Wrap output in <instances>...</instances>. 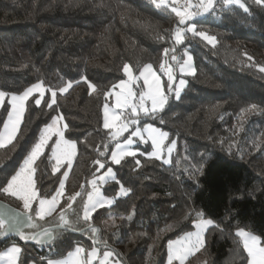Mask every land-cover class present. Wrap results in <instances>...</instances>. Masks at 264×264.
I'll list each match as a JSON object with an SVG mask.
<instances>
[{"label":"trees","instance_id":"obj_1","mask_svg":"<svg viewBox=\"0 0 264 264\" xmlns=\"http://www.w3.org/2000/svg\"><path fill=\"white\" fill-rule=\"evenodd\" d=\"M244 2L249 13L216 0L213 11L181 25L171 8L152 0H0V91L17 95L41 83L57 92L51 108V91L39 105L38 94L26 101L16 138L0 147V182L54 117L63 119L65 137L76 144L57 211L37 218L35 229L24 226L30 235L40 234L41 242L10 233L0 238V251L18 244L24 249L21 264H46L76 245L92 249L91 224L99 230L95 246L100 253L112 250L121 264H167L169 243L210 218L216 223L207 230L205 247L184 264H247L237 232L264 241V8L254 0ZM190 24L197 33L215 37L214 43L188 31L177 43L176 29ZM187 53L194 57L195 73L185 77L180 97L141 120L177 139L171 164L149 157V144L112 163L117 141L103 126V109L107 93L125 78L124 65L136 74L147 65L161 73L162 63L173 56L181 62ZM68 83L72 87L60 92ZM6 120L2 106L0 132ZM54 165L47 154L37 163L40 197L60 185V178L48 177ZM108 167L115 179L102 193L112 203L85 222L89 181ZM77 191L81 196L65 226L61 206ZM0 201L22 212L19 202L3 192ZM47 255L48 260L41 259Z\"/></svg>","mask_w":264,"mask_h":264},{"label":"snow or ice","instance_id":"obj_2","mask_svg":"<svg viewBox=\"0 0 264 264\" xmlns=\"http://www.w3.org/2000/svg\"><path fill=\"white\" fill-rule=\"evenodd\" d=\"M152 3L157 7L163 6L171 8V11L179 18V24L184 25L187 21L194 19L196 16H202L213 11L216 0H197L195 4L191 3V0H185L182 5L179 3V0H152ZM254 3L264 8V0H254ZM223 5L225 7L235 5L243 9L245 13H249V8L246 6L244 0H223ZM192 9L195 10L193 11ZM185 31L191 32L193 35H199L210 43L215 40V37L206 36L203 32L197 33L194 26H188L185 29H176L175 40L177 43L182 42L183 33ZM164 52L167 54L168 49H165ZM172 59L175 60L176 58L173 56ZM248 59L251 60L252 57L249 56ZM189 60H191V57H189ZM260 70L264 71V67H261ZM160 71L167 76V88L168 91L171 92L174 81L172 68L162 63L160 65ZM180 71L182 74H193L190 63H186V66L181 67ZM124 72L131 80V71L127 64L124 65ZM140 77H143V85L139 93L132 91L125 81L114 84L112 86L113 90L107 93L108 96L115 97V108H111L107 103L104 105L103 126L110 130L112 140L119 141L123 133L129 132L130 125L138 123L135 117L139 112L143 111L145 115H149L150 112L155 113L157 110L163 109L164 105L167 103V96L161 89L160 76L152 70L151 65L146 66L143 71H141ZM137 79H139V77H137ZM179 83L183 86L185 81L181 79ZM71 87L72 84L68 83L65 87L59 89V91L67 92ZM88 87L94 90L93 84L89 83ZM117 88L120 91H114ZM45 91H51V100L47 103V106L51 108L57 103V92L51 89H45L41 83L33 84L20 95L0 91V106H3L7 113V120L3 121V132H0V147H3L7 143H11L12 140L16 138L24 114L25 103L28 101L29 97L34 92L39 93L40 98L35 100V104L39 105L41 99L44 97ZM180 91V88L176 89L177 99L179 98ZM6 97H8L7 104H5ZM146 102H150V109L145 107ZM8 105H10V108ZM116 109H120L121 111L118 112ZM124 110H128L129 112V115L126 117L124 116ZM110 111L111 116H109ZM248 111H255V106L248 109ZM122 117L124 118L122 119ZM61 119V117H55L52 124L43 129L40 133L39 142L35 143L34 147L31 148L29 154L23 159V163L19 165L18 170L13 169V171L4 176L3 181L0 182V192L15 198L23 209L22 212H16V210L9 209L6 205H0V208L7 209L6 212H0V238L7 237L10 233H14L22 240L31 239L39 243L41 242L40 234L34 233L30 235L25 231V227L23 226L24 218L27 219L26 227L28 229H35L37 227L35 223L37 218L44 220L57 211V205L65 191L64 182H60L59 189L56 191V194L52 196L51 200L42 198L38 196L36 185L33 182V171L37 158L43 154L44 149L48 146V142L53 135L57 137L53 142L51 155L49 157L50 160L55 161L53 171H57L65 160L69 167L71 166L75 144L70 140H65L63 130L56 128V124ZM117 122H120L117 130L111 132L112 128L117 127ZM148 131L150 132L152 144L156 149L152 155L158 156L161 144L163 139L167 136V133H160L157 135L156 129H148ZM139 135V130L132 131L129 137L126 138V145H132L134 142L132 137ZM106 147L107 146H105V148ZM116 148L119 151H114L111 154V162L114 164H119L125 155H135V153L122 147L119 142L116 143ZM104 155L105 152L101 151L100 156ZM97 163L100 169H105V164L103 162L97 161ZM136 163L139 164L140 161L137 160ZM165 163H167V161H165ZM63 175L67 178L68 173L65 172ZM106 176H111L115 179L111 167H108L104 174L94 176V178L89 181L92 191L87 194V200L84 202L83 206V220L85 222L90 221L92 213L97 208H103L112 203L111 200L105 199L101 195V187L105 183ZM117 183H119V181H117ZM120 191L123 195H127V189L121 187ZM80 196L81 192L79 191L70 194L67 197L66 207L61 206L59 215L63 225H69V221L66 219L67 213L69 210H72L73 203L76 201L77 197ZM34 204L38 205V208L34 207ZM212 224L213 221L211 219L201 220V222L196 225L197 231L195 233H190L187 237L186 244L179 242L170 243L168 245V264H172L173 260H179L180 264H184L186 256L193 250H199L203 245V232ZM89 228L93 233L94 243L91 251L88 252L86 256L84 255L86 250L83 247H78L74 253L69 254L68 260L57 262L49 261V264H92L93 260L99 255L98 249L95 246L97 243L95 234L98 233L99 230L92 227L91 224H89ZM45 234L51 235L48 230H45ZM236 235L240 237L243 249L247 253V264H264V241H262L261 237L244 230L238 231ZM19 252L20 248L13 246L3 254H0V260L6 261V264H17ZM113 256L114 252L112 250H105L102 254V258L99 259V264H121L119 259H110Z\"/></svg>","mask_w":264,"mask_h":264},{"label":"rangeland","instance_id":"obj_3","mask_svg":"<svg viewBox=\"0 0 264 264\" xmlns=\"http://www.w3.org/2000/svg\"><path fill=\"white\" fill-rule=\"evenodd\" d=\"M184 2H185V0H179V3H180L181 5L184 4ZM191 3H193V4L197 3V0H191ZM192 10L194 11L195 9H192ZM206 14H207V13H206ZM206 14H204V15H206ZM202 16H203V15H202ZM196 17H200V16H196ZM188 26H194V25L190 24V25H188ZM188 26H187V27H188ZM187 27L183 26V27H181V29H185V28H187ZM179 28H180V27H179ZM185 32H186V31H185ZM185 32H184V33H185ZM175 33H176V31H175ZM184 33H183V37H182V42L184 41ZM190 33H191V32H190ZM208 42H209V41H208ZM209 43H210V42H209ZM213 43H214V42H212V43H210V44H213ZM189 57H191V60H189ZM186 63H190V64H191V66H192V70H193V74H194V73H195L194 57H193L190 53H187L186 56L184 57V59H183L181 62H178L177 59H175V60L171 59V60H169V61L166 63L169 67L172 68V70H173V75H174V81H173V84H172V91H171V92H169V91H168V88H167V76H166L164 73H162V72L160 73L159 70H156V69L151 65V66H152V70H153L158 76H160V80H161V89H162V91L165 92V95L167 96V102L169 101L170 98L177 99V96H176V89H177V88H180V89H181V91H180V93H179V97H180L181 93L183 92V89H184V88L186 87V85H187V81H186L185 77H186V76H190V75H189V74H186V73L182 74L181 71H180L181 67L186 66ZM128 66H129V65H128ZM147 66H148V65H147ZM145 67H146V66H145ZM145 67H144V68H145ZM144 68H143V69H144ZM129 69H130V71H131V80L129 79V76L125 74V78H124L122 81H125V82L128 84V87H130V88L132 89V91H134V92H136V93H139V92L141 91V87H142V85H143V77H140V73H141V72H139V74L134 73V71H133V69L131 68V66H129ZM143 69H142L141 71H143ZM124 73H125V72H124ZM193 74H191V75H193ZM137 77H139V79H137ZM181 79H183V80L185 81V84H184L183 86H181L180 83H179V81H180ZM120 82H121V81H120ZM120 82H118L117 84H119ZM44 88H45V87H44ZM112 90H113V88H112L110 91H112ZM114 91H120V90L117 88V89H115ZM45 92H46V91H45ZM45 92H44V94H45ZM33 94H38V95H39V93H37V92H34ZM33 94H32V95H33ZM15 95H16V94H15ZM17 95H20V94H17ZM32 95H31V96H32ZM31 96H30V97H31ZM107 97H108V102H106V103H107L111 108H115V97H114V96H108V95H107ZM137 99H138V97H137ZM106 103H105V104H106ZM166 104H167V103H166ZM166 104L164 105V107L166 106ZM25 105H26V103H25ZM145 107L150 109V107H151L150 102H146ZM164 107H163V109H164ZM163 109H159V110H157L156 112H160V111H162ZM116 111L119 112V111H121V110H120V109H116ZM149 114H152V113L150 112ZM128 115H129L128 110H124V116L126 117V116H128ZM109 116H111V111L109 112ZM144 116H146V115L143 113V111L139 112V113L137 114V116L135 117V118L138 120V123H136V124H134V125H130V127H129V132H125V133H123V135L119 138V141H117V142H119V143L121 144L122 147H125L128 151H131V152H133V153H135V154H137V153H139L140 151L143 150L142 148H139V149H138V147H137L138 145L149 144L150 147H151V148H150V151H149V154H148L149 157L156 158L157 160H159V161H161V162H163V163H165V161H167V163H165V164H171V162H172V158H173V155H174V152H175L176 146H177V139H171V140H170L169 135L167 134V136L163 139V142H162V144H161V147H160V150H159V154H158V156H154V155H152V153L155 152L156 149H155V147H154L153 144H152V140H151V138H150V132L148 131V129H156V130H157V131H156V134H157V135L160 134V133H166V132H164L163 130H161L160 128H158V127H156V126H154V125H152V124H141V120H142V118H143ZM56 117H60V116H56ZM54 118H55V117H54ZM54 118H53V119H54ZM123 118H124V117H122V119H123ZM103 120H104V109H103ZM52 121H53V120H52ZM119 123H120V122H117V127L112 128V129H111V132H115V131L117 130V128H118V126H119ZM50 124H52V122H51ZM50 124H49V125H50ZM49 125L44 126V127L41 128V130L39 131L38 136L36 137L35 141L33 142V144H32V145L30 146V148L28 149L26 155H25L23 158H21V159L17 162V164H16V166L14 167V169L18 170L19 165L23 163V159L26 158V156L29 154L31 148L34 147L35 143L39 142L40 133L43 131V129L47 128ZM64 127H65V125H64V121H63V119H61V120L56 124V128L62 129L63 132H64ZM107 130H109V129H107ZM135 130H139L140 135H139V136H134V137H132V139H133V141H134L132 145H130V146H129V145H126V138L129 137V134H130L132 131H135ZM109 131H110V130H109ZM56 139H57V137H56L55 135H53V136L51 137V139H50L49 142H48V146H47V147L44 149V151H43V154L40 155V156L37 158L36 162H35V165H34V171H33V182H34L35 185H36L37 192H39V191H38V188H39V182H38V177H37V163H38V161L41 160V159L44 157V155H46V154L48 155V159H49V157H50V155H51V147H52V145H53V142H54ZM64 139H65V140H68V139L65 137V135H64ZM71 142H72V141H71ZM117 142H116V143H117ZM72 143H74V142H72ZM74 144H75V143H74ZM114 151H119V150L116 148V145H115V147H114V149H113L112 152H114ZM75 154H76V144H75L74 155H73V157H72V162H73V160H74ZM111 154H112V153H111ZM127 156H132V155H125V156L121 159V161H122L125 157H127ZM110 160H111V156H110ZM121 161H120V162H121ZM54 163H55V161H54ZM71 164H72V163H71ZM63 167H65V168L68 167V168H67V169H64ZM70 167H71V166H70ZM70 167H69V165H68V163H67L66 160L63 161L62 165L59 166V168H58L57 171H52V172L48 175L49 179L53 181V180H56L57 178H60L61 181H63V182L65 183L66 178L64 177L63 174H64L65 172L68 173ZM12 171H13V170H12ZM103 174H104V173H103ZM113 174H114V171H113ZM114 175H115V174H114ZM111 180H113V178H112L111 176H106L105 183L103 184V186H104L107 182H109V181H111ZM61 181H60V182H61ZM103 186H102V187H103ZM102 187H101V195H102L105 199H109V200L112 201L111 198L106 197V196L102 193ZM58 189H59V187H58ZM58 189H57V190H58ZM55 194H56V192H55L54 194H52V195H51V194H47V195L43 196L42 198H46V199H48V200H51L52 196H54ZM60 199H61V198H60ZM59 203H60V200H59ZM59 203H58V205H59ZM58 205H57V208H58ZM106 206H109V205H106ZM34 207L38 208V205H35V204H34ZM19 208H20L21 211H23V209H22L21 206H20ZM98 209H100V208H97V209L92 213V215H93ZM54 213H55V212H54ZM54 213H53V214H54ZM92 215H91V216H92ZM48 217H49V216H48ZM46 218H47V217H46ZM207 219H210V218L200 219L199 221H197V222L194 224V227H193L192 230H190V231L184 233L183 235H181V236L178 237V238L173 239L170 243H172V242H179V243H184V244H186V243H187V237L189 236V234H190V233H195V232L197 231L196 225H197L198 223H200L201 220H207ZM211 220H212V219H211ZM212 221H213V224L210 225V226H208V227L206 228V230L203 232V245L199 248V250H193L192 252H190V253L186 256V258H185V260H184V263L188 260V258H190L191 256L197 254L198 252L201 251L202 248L205 247V245H206V233H207V230H208L210 227L214 226L215 223H216L214 220H212ZM170 243H169V244H170ZM13 246H17V247L20 248V252H19V254H18V259H17V264H21V262H20V258H21V254H22V252H23L24 249H23L20 245H18V244H11V245L7 246L6 248H4L3 250L0 251V254H3L5 251H7L8 249H10V248L13 247ZM78 247H82V246L76 245V246H74L70 251H68L65 255H63V256H61V257H59V258H56V259H52V260H50V261L57 262V261H65V260H68V259H69V254H70V253H74L75 250H76V248H78ZM83 248H84V247H83ZM84 249L86 250L85 253H84V255L86 256L87 253L91 251V249H86V248H84ZM98 252H99V251H98ZM102 254H103V253H100V252H99L98 257H97L95 260H93L92 264H99V259L102 258ZM110 259H114V258L112 257V258H110ZM174 261H177V262L180 263L179 260H173V262H174ZM0 264H6V261L0 260ZM28 264H38V263H37L36 261H34V260H31ZM46 264H49V261H48ZM167 264H168V255H167Z\"/></svg>","mask_w":264,"mask_h":264},{"label":"water","instance_id":"obj_4","mask_svg":"<svg viewBox=\"0 0 264 264\" xmlns=\"http://www.w3.org/2000/svg\"><path fill=\"white\" fill-rule=\"evenodd\" d=\"M0 205H6V206H8L9 209H14V210H16V212H20L19 210L15 209V208H13V207H11V206L5 204V203H2L1 201H0ZM6 211H7V209H5V208H0V212H6ZM26 223H27V219L24 218V225H23V226H25Z\"/></svg>","mask_w":264,"mask_h":264},{"label":"crops","instance_id":"obj_5","mask_svg":"<svg viewBox=\"0 0 264 264\" xmlns=\"http://www.w3.org/2000/svg\"><path fill=\"white\" fill-rule=\"evenodd\" d=\"M8 97H6L5 98V101H6V99H7ZM1 108H2V106H0V110H1ZM25 111V110H24ZM24 115V114H23ZM22 119H23V117H22ZM21 122H22V120H21ZM20 125H21V123H20ZM20 125H19V127H20ZM2 132H3V130H2ZM9 143H7V144H5L4 146H6V145H8ZM54 161V160H53Z\"/></svg>","mask_w":264,"mask_h":264},{"label":"built area","instance_id":"obj_6","mask_svg":"<svg viewBox=\"0 0 264 264\" xmlns=\"http://www.w3.org/2000/svg\"><path fill=\"white\" fill-rule=\"evenodd\" d=\"M41 259L48 260V259H49V256H48V255H47V256H44V257L41 258Z\"/></svg>","mask_w":264,"mask_h":264}]
</instances>
